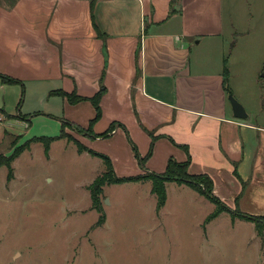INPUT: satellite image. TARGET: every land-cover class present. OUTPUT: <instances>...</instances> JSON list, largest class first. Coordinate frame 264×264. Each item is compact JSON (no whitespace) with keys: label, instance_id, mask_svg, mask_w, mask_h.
<instances>
[{"label":"crops","instance_id":"1","mask_svg":"<svg viewBox=\"0 0 264 264\" xmlns=\"http://www.w3.org/2000/svg\"><path fill=\"white\" fill-rule=\"evenodd\" d=\"M170 1L0 0L2 121L36 116L87 129L96 115L88 99L103 86L91 132L114 130L77 140L106 156L115 176L162 173L170 158L187 161L190 174L211 178L224 211L264 216V127L232 113L222 0H179L169 14ZM59 92L86 99L70 103ZM132 182L139 181L123 183ZM171 183L185 184L166 182L165 191ZM164 205L157 210L155 201L156 212Z\"/></svg>","mask_w":264,"mask_h":264},{"label":"rangeland","instance_id":"2","mask_svg":"<svg viewBox=\"0 0 264 264\" xmlns=\"http://www.w3.org/2000/svg\"><path fill=\"white\" fill-rule=\"evenodd\" d=\"M221 11L228 85L247 113L241 121L264 127V0H222ZM10 118L0 122V157L25 146L0 166V264H264V231L229 211L206 220L215 204L185 184L168 185L158 213L149 181L106 184L96 225L89 185L105 171L102 159L79 154L66 137L48 147L34 139L59 135L60 124ZM78 131L64 127L75 140Z\"/></svg>","mask_w":264,"mask_h":264},{"label":"trees","instance_id":"3","mask_svg":"<svg viewBox=\"0 0 264 264\" xmlns=\"http://www.w3.org/2000/svg\"><path fill=\"white\" fill-rule=\"evenodd\" d=\"M179 0H171L170 1V12L169 14L175 13L177 11ZM96 32L98 36H103V34L96 28ZM2 80L7 81H14V79L1 76ZM224 82H227V69L224 66ZM104 92V87L101 86L97 93L90 97L88 100L93 104L96 115L91 120L90 125L87 129H82L77 127L78 132H84L86 135L90 137H106L114 130L115 124H111L109 128L100 134H94L91 132V124L96 121L100 116V107H99V100L101 95ZM62 96H66L70 103H76L86 98L77 95L75 92L66 93V92H59ZM65 126H73L68 122H62L60 134L57 136H39L34 137V139L43 140L46 147L49 146L50 141L54 139H59L66 137L69 140H73L78 147V151H87L92 155L101 157L105 163V171L102 172L98 177H96L91 184L89 185L90 189V197L92 202V207H94L99 213V218L96 221V225H101L104 222V215L101 213V208L99 206V195L102 192V188L106 184H116V183H123L129 181H141V180H149L151 182V192L155 195L156 198V209L159 210L166 201V191H165V183L169 181H174L177 183H185L189 185L191 188L199 192L201 195L208 198L211 202L215 204V209L212 211L206 218V220H210L218 216L222 211L229 210L224 203L219 200L214 194L212 193L213 183L210 177L206 174H190L188 172V162H177L176 160L170 158L166 164V168L162 173H154V172H146L141 175L136 176H128V177H117L113 174L112 167L110 164L109 159L104 156L103 154L94 152L84 145H82L79 141L69 137L64 132ZM122 127V125H120ZM25 145H21L13 150L9 155L1 156L0 157V166H10V162L12 159L15 158L19 152L22 151ZM133 150L135 152L136 157L138 158L140 164L143 165L145 158L139 156V153L136 147L132 144ZM151 152V146L148 152V156ZM147 157V156H146ZM230 211V210H229ZM232 214L237 215L239 217H243L247 220L252 221L255 224L256 230L258 235L261 237L263 236L264 231V216L262 215H254L249 213L239 212L238 210L231 211Z\"/></svg>","mask_w":264,"mask_h":264},{"label":"water","instance_id":"4","mask_svg":"<svg viewBox=\"0 0 264 264\" xmlns=\"http://www.w3.org/2000/svg\"><path fill=\"white\" fill-rule=\"evenodd\" d=\"M261 76H264V72L261 74ZM227 91H228V100L231 105L233 116L238 119H246L247 113L244 107L235 99V97L233 96V94L229 89H227Z\"/></svg>","mask_w":264,"mask_h":264},{"label":"built area","instance_id":"5","mask_svg":"<svg viewBox=\"0 0 264 264\" xmlns=\"http://www.w3.org/2000/svg\"><path fill=\"white\" fill-rule=\"evenodd\" d=\"M2 121V116H0V122Z\"/></svg>","mask_w":264,"mask_h":264}]
</instances>
